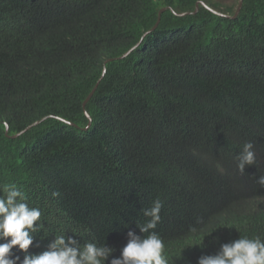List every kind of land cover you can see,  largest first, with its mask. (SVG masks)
I'll return each instance as SVG.
<instances>
[{
	"label": "trees",
	"instance_id": "trees-1",
	"mask_svg": "<svg viewBox=\"0 0 264 264\" xmlns=\"http://www.w3.org/2000/svg\"><path fill=\"white\" fill-rule=\"evenodd\" d=\"M197 1L0 0V186L16 184L42 212L29 254L72 235L118 257L129 230L148 235L137 225L156 199L150 232L168 264L264 240V0H243L235 18L166 9L105 63L161 8ZM204 1L231 15L239 2ZM248 141L256 164L241 173Z\"/></svg>",
	"mask_w": 264,
	"mask_h": 264
},
{
	"label": "clouds",
	"instance_id": "clouds-1",
	"mask_svg": "<svg viewBox=\"0 0 264 264\" xmlns=\"http://www.w3.org/2000/svg\"><path fill=\"white\" fill-rule=\"evenodd\" d=\"M253 147L251 141L243 145L237 164L241 173L246 165L256 164ZM257 183L264 186V175L259 176ZM0 193H3L0 195V264H106V261L108 264H168L164 240L155 231L150 232L161 220L162 202L159 199L153 201L151 208L143 210L144 216L150 219L137 225L140 233L148 235H138L129 230L127 242L118 257L112 255L114 248L107 244L97 246L89 242L81 249L78 239L72 235L56 236L46 250L29 254L34 234L43 228L42 212L29 206L25 193L14 183L0 186ZM14 249L25 253L23 259L14 254ZM197 264H264V240L259 236H239L220 244L214 254L199 256Z\"/></svg>",
	"mask_w": 264,
	"mask_h": 264
},
{
	"label": "water",
	"instance_id": "water-1",
	"mask_svg": "<svg viewBox=\"0 0 264 264\" xmlns=\"http://www.w3.org/2000/svg\"><path fill=\"white\" fill-rule=\"evenodd\" d=\"M200 5L205 6L206 8H208L209 10H211L212 12H214L215 14H218V15H221V16H225V17H228V18H235V17L238 16V14H239V12H240V10H241V8H242L243 0H239V2H238V7H237V9H236V11H235V13H234L233 15L228 14V13H224V12H221V11H219V10H216V9L212 8V7H211L210 5H208L204 0H198V1L196 2V5H195V10H193V11L177 12V11H175V10L173 9V7H171V6L163 7V8H161V9L159 10L158 18H157V21H156V23L154 24V26H153L150 30L144 32V34L142 35V37L140 38V40H139V41H138L133 47H131V48H130L129 50H127L124 54H122V55H120V56H118V57H110V58H107V59L105 60V63L108 62V61L114 60V59L124 58V57H126L127 55H129V54H130L135 48H137V47L141 44V42L143 41L144 37H145L149 32H151L152 30H154V29L158 26V24H159V22H160V20H161V15H162V13H163L166 9H171L175 14L181 16V15H187V14H190V13H196V12L199 10ZM105 73H106V66L104 65V67H103V71H102V74H101L99 80L96 82L95 86L93 87V89L91 90V92L88 94V96L86 97V99H85L84 102H83V108H84V110H85V114H86V116L88 117V125H87L86 127H84V130H88V129H89V127H90L91 124H92V120H93V119H92V116L89 114V112H88L87 109H86V105H87V103L89 102V100L91 99V97L93 96V94L95 93V91H96V89H97V87H98V85H99L101 79H102L103 76L105 75ZM55 117L58 118V119H60V120H62V121H64V122H66V123H68V124H70V125H75V126H76V123H74V122H72V121H70V120H68V119H66V118H64V117H61V116H55ZM44 119H45V118H42V119H40V120H37V121L33 122L32 124L28 125L25 129H23V130L17 132L16 134L12 135V137H17V136L21 135L22 133H24L26 130H28V129L31 128L32 126H34V125H36V124H39V123H40L41 121H43ZM8 129H9V126H8V124H6V133H7V134H8Z\"/></svg>",
	"mask_w": 264,
	"mask_h": 264
},
{
	"label": "rangeland",
	"instance_id": "rangeland-1",
	"mask_svg": "<svg viewBox=\"0 0 264 264\" xmlns=\"http://www.w3.org/2000/svg\"><path fill=\"white\" fill-rule=\"evenodd\" d=\"M214 1H218V2H220L221 4L226 5V4H228V3H230V2H233V1H235V0H214Z\"/></svg>",
	"mask_w": 264,
	"mask_h": 264
}]
</instances>
